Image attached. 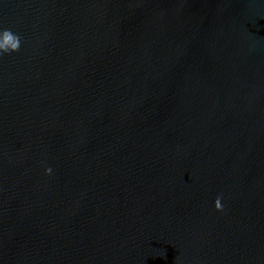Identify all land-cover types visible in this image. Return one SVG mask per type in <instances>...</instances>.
I'll list each match as a JSON object with an SVG mask.
<instances>
[{
	"label": "water",
	"instance_id": "obj_1",
	"mask_svg": "<svg viewBox=\"0 0 264 264\" xmlns=\"http://www.w3.org/2000/svg\"><path fill=\"white\" fill-rule=\"evenodd\" d=\"M5 29L0 264H264V0H0Z\"/></svg>",
	"mask_w": 264,
	"mask_h": 264
},
{
	"label": "clouds",
	"instance_id": "obj_2",
	"mask_svg": "<svg viewBox=\"0 0 264 264\" xmlns=\"http://www.w3.org/2000/svg\"><path fill=\"white\" fill-rule=\"evenodd\" d=\"M21 37L18 33L12 32L9 29H5L0 33V53L14 52L20 48ZM53 171L51 166L44 168L45 174H49ZM213 206L217 210H221L223 205L221 203V196L217 195L213 201Z\"/></svg>",
	"mask_w": 264,
	"mask_h": 264
}]
</instances>
